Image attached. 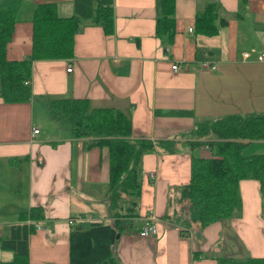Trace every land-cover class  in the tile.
<instances>
[{
	"label": "crops",
	"instance_id": "obj_1",
	"mask_svg": "<svg viewBox=\"0 0 264 264\" xmlns=\"http://www.w3.org/2000/svg\"><path fill=\"white\" fill-rule=\"evenodd\" d=\"M44 2L56 3L61 16L74 14V0H21L6 48L9 60L29 55L32 12ZM208 2L217 3L219 16L227 19L213 36L194 32L195 15ZM158 14L159 0H113L112 34L86 23L74 37L71 59L33 61L28 101L6 103L0 98V238L10 236L21 212L41 206L44 218L37 222L41 227L29 235V264H69L71 226L111 222L106 203L107 147L91 144L92 139L72 138L65 123L36 110L46 96L85 98L88 107L118 109L131 121L132 138L145 137L156 144L142 156L139 218L137 226L127 222L119 233L117 239L123 240L116 253L119 260L218 264L219 256H264L257 180L239 181L238 215L202 228L181 227L178 209L172 205L179 196L177 187L189 180L191 147L200 157H208L212 150L202 141L205 138L192 136L195 124L227 114L264 112V61L255 59L264 49V0H247L244 7L238 0H175L176 33L173 44L166 47L154 35ZM247 36L253 42L238 43ZM252 49L256 52L243 59L242 52ZM202 60L215 63L216 69H200ZM173 62L181 68L173 71ZM69 65L72 69L67 72ZM47 117L48 126L41 121ZM32 128L38 129L33 136ZM163 140L179 142L182 152L179 148L164 152L158 146ZM10 158L21 161L10 164ZM149 210L158 231L141 236L139 225ZM12 258L11 251L0 247V261Z\"/></svg>",
	"mask_w": 264,
	"mask_h": 264
},
{
	"label": "trees",
	"instance_id": "obj_2",
	"mask_svg": "<svg viewBox=\"0 0 264 264\" xmlns=\"http://www.w3.org/2000/svg\"><path fill=\"white\" fill-rule=\"evenodd\" d=\"M244 7L247 0H238ZM21 0L0 1V98L6 103L25 102L32 96V63L35 60L71 59L74 37L86 23L100 25L105 34L113 33V0H74V14L61 16L54 2L37 4L32 12L31 51L21 59L9 60L6 48L11 40L16 12ZM175 0H159L154 35L164 47L173 44L176 33ZM227 19L220 17L218 5L208 2L194 18V32L213 36ZM45 104L52 119L67 124L72 138L92 139L91 144L105 145L108 150V184L106 203L111 222L79 223L69 230V264H121L112 250L117 237L133 218L138 217L142 184V156L155 148L148 138H132L128 116L112 107H96L89 111L85 98L47 97ZM195 138H205L212 156L193 153L189 163V180L177 187L178 200L189 205L190 214L178 211L181 227L199 228L216 221L230 219L240 213L239 181L255 179L259 183L264 216V154L243 155L247 142L264 141V112L233 113L217 119H203L191 131ZM196 143V142H195ZM194 143V144H195ZM198 143V142H197ZM175 143L158 141L163 151H177ZM21 159L10 158L19 164ZM176 210L172 212L174 215ZM169 214V213H167ZM41 206H31L19 214L11 225L10 236L0 238V247L13 253V258L0 264H29L28 240L35 223L43 220ZM170 219V215H166ZM191 219L192 222L189 221ZM128 220V221H127ZM196 256V253L194 255ZM218 264H264V256L248 254L241 258L215 257Z\"/></svg>",
	"mask_w": 264,
	"mask_h": 264
},
{
	"label": "built area",
	"instance_id": "obj_3",
	"mask_svg": "<svg viewBox=\"0 0 264 264\" xmlns=\"http://www.w3.org/2000/svg\"><path fill=\"white\" fill-rule=\"evenodd\" d=\"M166 51L168 50L167 48L165 49ZM255 50H247V51H243L242 52V58L243 59H248L253 53H255ZM255 59L257 61H264V49L260 50L256 53ZM198 66L200 69L203 70H214L216 69L217 65L215 63H212L210 61L207 60H202L198 63ZM171 68L173 71H177L181 68V65H179L177 62H173L171 65ZM71 66L69 65L66 68L67 72L71 71ZM38 132L37 128H32L31 131V135L33 136L34 134H36ZM150 176H153V173H150ZM78 217V215H75L74 217H71L68 219V223L69 224H73V221ZM138 221V218H133V223L134 225H136ZM156 218L154 213L149 210V212H147L141 219V224L139 225V230H138V234L141 236H151V235H156L157 234V226H156ZM36 228H40L41 224L39 223H35ZM137 226V225H136Z\"/></svg>",
	"mask_w": 264,
	"mask_h": 264
},
{
	"label": "rangeland",
	"instance_id": "obj_4",
	"mask_svg": "<svg viewBox=\"0 0 264 264\" xmlns=\"http://www.w3.org/2000/svg\"><path fill=\"white\" fill-rule=\"evenodd\" d=\"M250 42H253V37L247 36V38L238 39V43H250ZM40 103H42V107L39 106L40 108L37 107L36 110H38V111L42 110L41 111L42 115H45V111L48 112L47 107L45 106L46 104L44 102H40ZM90 109H91V107H89L88 111ZM38 111H37V115H38ZM43 117H45V116H43ZM48 119L49 118L47 117L45 119H42L41 121L44 122L45 125L48 126ZM65 125L67 126V124H65ZM45 128L48 129L49 127H45ZM180 145L181 144L179 142H177L173 146L177 148V151H178V148H179V151L182 152ZM261 145H264V141L247 142L242 147V151L241 152H242L243 155L264 154V150L261 148L263 146H261ZM200 147L201 146H196L195 149H199ZM177 151H175V152H177ZM175 152H170V153H175ZM210 156H212L211 151H210L208 157H210ZM172 205L175 206L178 209V211H183L184 212V217H187V215L190 214L189 205H186V203L184 201H181V200H178L177 198H174V199H172ZM136 212L138 213V206L136 207ZM136 218H139V217H136ZM189 221L192 222L191 219H189ZM121 242H123V240L121 238H119V239L116 240L115 244L112 246V250L115 252V254L117 253V251H119L121 249V244H122ZM119 261H120L121 264H125L122 259H120Z\"/></svg>",
	"mask_w": 264,
	"mask_h": 264
},
{
	"label": "water",
	"instance_id": "obj_5",
	"mask_svg": "<svg viewBox=\"0 0 264 264\" xmlns=\"http://www.w3.org/2000/svg\"><path fill=\"white\" fill-rule=\"evenodd\" d=\"M116 237L118 238L119 237V234H117Z\"/></svg>",
	"mask_w": 264,
	"mask_h": 264
}]
</instances>
